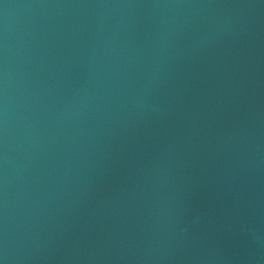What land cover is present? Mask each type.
Listing matches in <instances>:
<instances>
[{"label": "water", "instance_id": "water-1", "mask_svg": "<svg viewBox=\"0 0 264 264\" xmlns=\"http://www.w3.org/2000/svg\"><path fill=\"white\" fill-rule=\"evenodd\" d=\"M0 264H264V0H0Z\"/></svg>", "mask_w": 264, "mask_h": 264}]
</instances>
